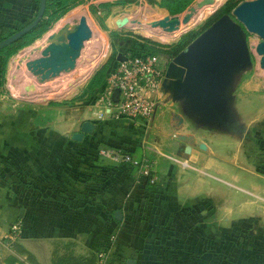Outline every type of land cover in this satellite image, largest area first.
<instances>
[{
	"label": "crops",
	"instance_id": "crops-1",
	"mask_svg": "<svg viewBox=\"0 0 264 264\" xmlns=\"http://www.w3.org/2000/svg\"><path fill=\"white\" fill-rule=\"evenodd\" d=\"M26 3L0 0L2 19L13 17L11 6L25 11ZM161 61L165 71L167 59ZM157 93L163 105L148 119L116 118L110 108L89 99L62 129L51 121L21 120L15 140L0 130V231L14 218L21 221L18 239L0 246V264H96L95 252L110 232L115 237L111 252L123 264H185L179 257L184 255L193 256L187 264H202L204 255L216 263L219 237L232 263L264 264V174L239 156L230 130L224 135L213 121L190 110L188 102L172 100L161 83ZM84 120L93 123L91 131L80 140L71 138ZM76 144L119 148L150 161L160 214L148 223L151 228L171 223L173 248L157 244L158 233L141 230L142 221L129 215L143 186L135 181V168L99 153H84L80 160L71 151ZM43 171L63 173L66 186L40 188L53 192L49 199L27 196L26 179L35 181ZM10 186L23 190L14 196ZM113 207L120 208V219L110 215Z\"/></svg>",
	"mask_w": 264,
	"mask_h": 264
},
{
	"label": "rangeland",
	"instance_id": "rangeland-1",
	"mask_svg": "<svg viewBox=\"0 0 264 264\" xmlns=\"http://www.w3.org/2000/svg\"><path fill=\"white\" fill-rule=\"evenodd\" d=\"M157 1L70 0L69 7L31 40L24 42V38L19 37L8 45L6 51L11 49L12 51L5 58L0 81V130L3 129L4 133L6 132L5 134L10 137L16 136L19 130L17 126L19 121L22 120L28 124V122L33 123L35 119L37 121L38 118L39 120L44 118V121H51L58 129H62L72 112L76 114L78 110L80 111L83 102L89 99L99 101V96L102 95L103 90L99 89V86L107 77L108 68L115 62L117 53L124 55L149 45L158 52L161 60H168L178 52L173 55L167 53L173 43L182 37L186 38L200 32L217 17L227 16L238 26V39L249 51V61L228 69L219 96L223 122L220 123L218 128L224 135L230 130L238 143L239 156L254 170L264 174V67H259V55L254 49L259 36L246 31L232 13L233 7L242 0H215L212 5L208 6H204V3L209 0H191L183 9L174 13H170L166 8L160 6ZM101 3L105 4L101 5ZM201 6H204L203 8L206 10L199 15L200 18L198 17L199 19L197 18L182 26L178 31L172 32L175 33L174 36L172 33L158 35L153 30L161 31V27H154L149 23L164 14H173L180 17L185 13L189 15L192 10ZM11 11L15 14L13 17L10 16L9 19H2L0 15V38L33 17L35 12L34 2L29 0V3H26L25 11H23L21 5L19 8L11 6ZM17 11H19V14ZM80 17L84 20V28L86 27L85 31H87L84 38L88 40L83 38L79 47L74 48L71 46L69 48L66 45L68 36L80 23ZM117 21L120 25L117 24ZM39 28L40 26L34 32H37ZM51 44H60L58 55L59 49L54 54L51 53L49 48ZM40 49L48 52L44 55L45 59L56 56L64 64L63 69L60 66V70L59 67H55L58 68L56 74L53 76L48 75L49 71L45 69L47 67L43 68L39 64L42 57L34 52ZM48 63L52 64L50 60ZM56 66H58V63H56ZM50 77L53 78L50 79ZM65 77L70 78L64 84H61L63 83L61 79ZM98 77L102 79L100 83L97 82ZM43 79L50 82H53L54 79L58 80L59 83L56 88H59L56 91L40 90L34 92L36 91V84L39 81H44ZM161 102L163 105V100ZM65 133L68 137V130ZM14 138L13 136V140H15ZM82 145L84 144H76V146L84 147ZM56 149V151L59 150L58 152L62 150L58 145ZM72 166L74 164L69 163L68 167L72 168ZM11 168L13 170L17 169L15 167ZM65 177L63 173L60 175L56 173L55 175L53 171H43L35 181H29L30 186L24 188L26 195L32 197L40 194L41 198L49 199L52 191L49 189H47L49 191H40V188L44 185H53L51 188L54 185H58L56 187L66 186ZM16 178L17 176L14 175L13 181H16ZM34 184L38 187H35ZM22 190L21 186H10L8 191L14 196H18ZM158 194L153 191L145 196L141 195L137 205L133 208L129 207V215L137 216L142 221L138 224L141 230L158 233L157 244L173 248L176 241L173 238H168L174 236L171 233L173 231L172 224L167 222L154 223L152 224L154 228H151V224L148 223L150 218L160 214V208L157 206ZM245 229L247 228L242 231L240 229L239 232L241 233ZM223 242L224 239L219 237L216 242L219 248L226 245ZM165 256V260H167L168 255ZM169 257L172 258V255L169 254ZM179 257L181 262H186L185 264L193 261V256L184 255ZM188 259H191V261ZM202 261V264H210L205 258Z\"/></svg>",
	"mask_w": 264,
	"mask_h": 264
},
{
	"label": "water",
	"instance_id": "water-1",
	"mask_svg": "<svg viewBox=\"0 0 264 264\" xmlns=\"http://www.w3.org/2000/svg\"><path fill=\"white\" fill-rule=\"evenodd\" d=\"M44 1L38 0L35 14L26 24L0 38V48L18 39L37 23L43 13ZM232 13L246 31L259 36L254 49L259 55V67H264V0H242L233 7ZM186 18L184 15L182 22ZM81 20L80 17V23ZM80 23L68 36V44L73 47L78 46L80 37H85L87 33L81 29ZM177 23V16L173 14H164L151 21L152 25H158L165 30L173 29ZM117 24L120 25L119 21ZM49 48L54 54L59 46L51 44ZM122 58L123 55L116 54L117 60ZM248 61L249 51L238 39L237 24L227 16H220L167 60L161 86L170 92L172 100L188 102L190 110L199 112L203 119L213 120L219 126L223 122L219 96L228 69ZM46 65L44 67H48L49 71L55 69L54 64ZM115 93L116 90L112 97ZM92 127V122L84 120L79 131L72 132L70 136L80 140L83 132H90ZM113 214L116 219H120V209H115Z\"/></svg>",
	"mask_w": 264,
	"mask_h": 264
},
{
	"label": "built area",
	"instance_id": "built-area-1",
	"mask_svg": "<svg viewBox=\"0 0 264 264\" xmlns=\"http://www.w3.org/2000/svg\"><path fill=\"white\" fill-rule=\"evenodd\" d=\"M164 75L163 63L158 52L149 45L123 55L115 60L108 68L107 77L102 87L99 103L110 108L116 118L148 119L155 111L162 107L158 96V89ZM116 90L114 97L113 91ZM98 153L108 157L113 162H121L133 166L137 172L135 181L140 177L154 183L155 177L151 172L150 161L134 158L129 152L113 147H102ZM21 221L11 220L0 231V246H11L19 236ZM114 234L108 235L102 247L96 250V264H123L111 252Z\"/></svg>",
	"mask_w": 264,
	"mask_h": 264
},
{
	"label": "trees",
	"instance_id": "trees-1",
	"mask_svg": "<svg viewBox=\"0 0 264 264\" xmlns=\"http://www.w3.org/2000/svg\"><path fill=\"white\" fill-rule=\"evenodd\" d=\"M69 1L70 0H45L44 1V9H43L42 16L37 21V23L30 30H28L25 33H23L20 36V38H24V42H28L29 40H31L35 35L38 34V32H40L43 29H45L46 26L50 22L55 20L65 9H67L69 7V5L71 4ZM190 1L191 0H158L157 3L160 6H163L164 8H166L170 13H174V12H177V11H180L181 9H183ZM33 2H34V6H35V11H36L37 5H38V0H33ZM102 4H105V3H101V5ZM34 14H35V12H34ZM27 22H25L24 24H26ZM24 24L20 25L19 27L23 26ZM38 26H40V28L37 30V32H34V30ZM19 27H17V28H19ZM17 28H15V29H17ZM15 29H13V30H15ZM11 32H9V33H11ZM198 33L199 32H197L195 34H192V35H190V36H188L186 38H183V37L180 38L177 42L173 43L170 46V50L167 51V53H169L170 55L175 54L177 51H179L181 48H183ZM11 43H13V42H11ZM11 43H9V44H7V45H5V46L0 48V81H1V75H2V71H3L5 58L12 51V49L6 51V47H8V45H10ZM101 81H102L101 77H98L97 82L100 83ZM98 83H96V84H98ZM38 120H39V118H38ZM38 120L36 121V119H35L36 122L43 123L44 118H41L39 121ZM82 146H84V147L75 145L74 147L71 148L72 149L71 151L74 152L75 156L78 157L80 160H82V155L84 153L89 154V155H97L98 154L97 148H92V147H89V146H86V145H82ZM114 164H123V165H127L129 167H133V166H130L128 164L121 163V162H114ZM78 174H79V178H81V180H82L84 178L83 174L80 173V172H78ZM79 178H77V180ZM96 181L97 180H94L92 182V184H96L97 183ZM137 183H140L141 185H143V186H139L141 190H140V192H137L138 195H140V196L141 195L145 196L147 194H150L153 191H156L158 193V189H159L158 186H153L154 184L149 183L146 180V178L140 177V179L138 180ZM25 184L27 186H30V182L26 181ZM115 209H120V208L119 207H117V208L113 207L109 211L110 215L113 216V217H114L113 212H114ZM111 233L112 232H110L109 234H111ZM108 235H107V237H108ZM106 240H107V238H106ZM204 244L203 245L205 246V249L203 251H206L209 248V246L206 245V243H204ZM217 252H218V255L215 256V259H217L216 264H226V263L227 264H236L235 261H233V263L231 262V260L229 259V256H228V259L226 258L227 256H226L225 251H222L219 248V249H217ZM203 257L205 259H209L208 255H204Z\"/></svg>",
	"mask_w": 264,
	"mask_h": 264
},
{
	"label": "bare ground",
	"instance_id": "bare-ground-1",
	"mask_svg": "<svg viewBox=\"0 0 264 264\" xmlns=\"http://www.w3.org/2000/svg\"><path fill=\"white\" fill-rule=\"evenodd\" d=\"M215 2V0H209L207 3H204V6H208V5H212L213 3ZM218 2V1H217ZM204 6H201L200 8H198V9H195V10H192V12L191 13H189V15L187 14V13H185V15L187 16V18H186V20L184 21V22H182V17L184 16H177V19H178V23L175 25V27L173 28V29H171V30H165V29H163L162 27H161V29L163 30V31H165L166 33H164L162 30V32L161 31H158V30H153V31H155V33H157L158 35H160L161 36V34L162 35H166L167 33H172V32H176V31H178L182 26H184V25H186V24H188L189 22H192V21H194V20H196L198 17H199V15L202 13V12H204L206 9L205 8H203ZM187 11V10H186ZM200 18V17H199ZM198 18V19H199ZM157 19V18H156ZM155 19V20H156ZM84 20L82 19V21H81V29L83 30V31H85V28H83L84 27ZM135 22V21H134ZM150 24H151V21L149 22ZM147 25V24H146ZM152 25V24H151ZM152 26H154V27H160V26H158V25H152ZM152 31V30H151ZM87 32V31H86ZM173 34V36L175 35V33H172ZM171 34V35H172ZM62 35H64V34H62ZM65 36V35H64ZM63 36V37H64ZM91 36H92V33H91ZM86 37V36H85ZM65 38V37H64ZM84 37H80V40H79V44H78V46H74V48H77V47H79V45H80V41H82V39H83ZM57 39V38H56ZM87 38H84V40H86ZM88 40V39H87ZM55 41H57V40H55ZM86 43V42H85ZM87 44V43H86ZM90 44H91V42H90ZM89 44V45H90ZM66 45L70 48L72 45L69 43L68 44V41H67V43H66ZM47 46V45H46ZM58 46H59V52L57 53V55L60 53V44H58ZM35 53H38V54H40V57H42V59H41V62H42V64H41V62L39 63L43 68H44V66H46V63H48V61L50 60V62H52V64L51 63H49V64H51V65H53L54 64V66L55 67H61V69H63V66H64V64L62 63V62H60V60L58 59V58H56V56L55 57H51V58H47V59H45L44 58V55H46L45 54V52H44V50L43 49H40V50H35L34 51ZM33 52V53H34ZM49 55V54H48ZM49 59V60H48ZM34 61H36V60H34ZM64 62V61H63ZM56 63H58V66H56ZM92 65H93V63L91 64V67H92ZM60 67H59V70H60ZM46 70H48V67L47 68H45ZM49 71V70H48ZM58 71V68H55L54 70H52V71H49V73H47L48 75H50V76H53L54 74H56V72ZM73 71V70H72ZM70 73V72H69ZM59 75V74H58ZM48 77V76H47ZM49 78V77H48ZM51 78H53V77H50V79ZM69 78L70 77H65V78H63V79H61L62 80V82L63 83H61V84H64V82L65 81H67V80H69ZM72 78V77H71ZM44 81H39V83H37L36 84V91H34V92H39L40 90H44V91H47V90H54V91H56L59 87H57L56 88V86L58 85V80H56V79H54L53 80V82H50V81H48L47 79L45 80V79H43ZM61 87H63V86H61ZM36 94V93H35Z\"/></svg>",
	"mask_w": 264,
	"mask_h": 264
}]
</instances>
